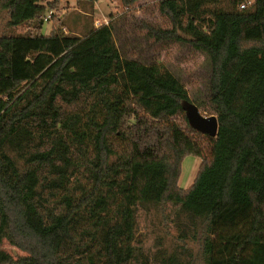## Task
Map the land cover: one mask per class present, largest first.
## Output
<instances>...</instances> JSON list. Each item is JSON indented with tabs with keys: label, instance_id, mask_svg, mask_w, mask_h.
<instances>
[{
	"label": "trees",
	"instance_id": "1",
	"mask_svg": "<svg viewBox=\"0 0 264 264\" xmlns=\"http://www.w3.org/2000/svg\"><path fill=\"white\" fill-rule=\"evenodd\" d=\"M153 1L172 26L149 35L211 60L208 156L186 86L163 63L125 58L111 23L73 30L62 0H0V264H158L137 235L151 208L173 211L203 264H264V0ZM190 155L202 162L184 188Z\"/></svg>",
	"mask_w": 264,
	"mask_h": 264
},
{
	"label": "rangeland",
	"instance_id": "2",
	"mask_svg": "<svg viewBox=\"0 0 264 264\" xmlns=\"http://www.w3.org/2000/svg\"><path fill=\"white\" fill-rule=\"evenodd\" d=\"M94 5L90 2L62 0L60 16H67V23L73 30H81L85 24L102 26L111 23L114 28L115 41L125 58L138 60L146 64L163 63L188 89L191 101L201 104L203 115H217L212 103L211 75L212 63L207 54L194 48L190 43L179 40L157 41L149 35V26L170 28V20L159 10V4L153 0H141L134 6H127L123 0H100ZM81 7V8H80ZM85 12L86 18L78 17ZM84 13V14H85ZM80 19V20H79ZM5 12H0V34L7 31ZM54 19L46 21L43 31L49 33ZM26 29L18 27L17 32ZM69 30V27L67 28ZM191 131V128H188ZM205 142V155H210L208 134L202 137ZM202 162L200 157L190 155L184 159L180 185L190 187ZM169 218L161 209L151 208L139 216L138 240L144 254L152 263L170 264V258L195 264H203L200 257L201 242L191 232L181 237L173 221L175 214L168 210ZM189 229V228H187ZM14 256L25 255L22 249L5 241L1 246Z\"/></svg>",
	"mask_w": 264,
	"mask_h": 264
},
{
	"label": "water",
	"instance_id": "3",
	"mask_svg": "<svg viewBox=\"0 0 264 264\" xmlns=\"http://www.w3.org/2000/svg\"><path fill=\"white\" fill-rule=\"evenodd\" d=\"M183 107L186 111L189 123L193 128L210 136H217L219 131V120L217 115H203L200 107L188 100L183 103Z\"/></svg>",
	"mask_w": 264,
	"mask_h": 264
},
{
	"label": "built area",
	"instance_id": "4",
	"mask_svg": "<svg viewBox=\"0 0 264 264\" xmlns=\"http://www.w3.org/2000/svg\"><path fill=\"white\" fill-rule=\"evenodd\" d=\"M253 1L254 0H247L245 3H243L242 5H241V7H246V5H249V4H251V3H253ZM52 13V12H51ZM51 13L48 15V18L50 17V15H51Z\"/></svg>",
	"mask_w": 264,
	"mask_h": 264
},
{
	"label": "crops",
	"instance_id": "5",
	"mask_svg": "<svg viewBox=\"0 0 264 264\" xmlns=\"http://www.w3.org/2000/svg\"><path fill=\"white\" fill-rule=\"evenodd\" d=\"M99 1H100V0H95V3L97 4V3H99ZM97 27H98V26H97Z\"/></svg>",
	"mask_w": 264,
	"mask_h": 264
}]
</instances>
